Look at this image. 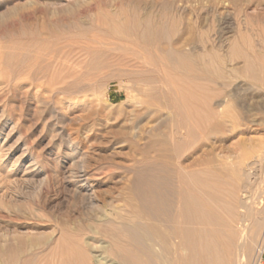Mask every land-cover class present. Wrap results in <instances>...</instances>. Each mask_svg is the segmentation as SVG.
<instances>
[{
	"label": "rangeland",
	"instance_id": "rangeland-1",
	"mask_svg": "<svg viewBox=\"0 0 264 264\" xmlns=\"http://www.w3.org/2000/svg\"><path fill=\"white\" fill-rule=\"evenodd\" d=\"M114 22L212 65L228 122L215 136L198 128L184 140L181 160L248 168L249 186L238 178L235 227L245 224L250 238L264 214V83L242 74L234 51H264V0H0V264L26 255L57 264L79 245L98 264H118L100 224L135 202L133 167L149 139L135 124L159 126L176 141L170 68L155 67L158 92L133 89L122 63L154 69L150 51L109 33ZM99 53L108 64L93 68ZM66 83L77 87L58 91ZM263 237L264 230L257 247L243 249L248 264H262Z\"/></svg>",
	"mask_w": 264,
	"mask_h": 264
},
{
	"label": "bare ground",
	"instance_id": "bare-ground-1",
	"mask_svg": "<svg viewBox=\"0 0 264 264\" xmlns=\"http://www.w3.org/2000/svg\"><path fill=\"white\" fill-rule=\"evenodd\" d=\"M110 24L109 33L116 38L150 51L148 60L154 69H138L128 61L119 70L123 79L136 80L132 88L138 93L145 92L142 84L149 85L150 93L158 92L155 83L160 75L155 67L170 68L173 79H168L174 90L170 106L175 111L171 120L177 123L171 131L176 136L173 143L167 131L159 126L140 130L139 120L136 122L137 135L146 133L149 139L139 151L142 158L133 167L131 192L135 202L128 201L129 211L115 215L117 221L106 219L100 224L111 237L108 254L118 264H237V259L248 264L250 255L243 249L257 247V238L264 230V214L255 219L248 238L247 228H241L245 224H238L239 229L235 227L239 216L235 211L243 204L236 194L240 185L238 178L241 176L240 182L246 188L252 173L241 165L233 168L224 164L215 168L206 163L192 167L184 164L179 154L184 140L195 138L198 128H203L207 135H216L228 122L225 117L220 118L223 104L215 100L221 92L214 87L215 79L209 77L212 65L201 59L195 62L182 50L155 46L128 24ZM234 51L236 58L242 59V74L264 83V51L245 52L236 45ZM108 61L104 54H94L90 66H106ZM75 87V83H68L58 91ZM143 114L144 111L136 112L137 117ZM229 121L234 124L233 120ZM89 249L79 245L57 264H98ZM31 256L14 257L11 264H35L36 257ZM258 257L260 261L259 254Z\"/></svg>",
	"mask_w": 264,
	"mask_h": 264
},
{
	"label": "built area",
	"instance_id": "built-area-1",
	"mask_svg": "<svg viewBox=\"0 0 264 264\" xmlns=\"http://www.w3.org/2000/svg\"><path fill=\"white\" fill-rule=\"evenodd\" d=\"M259 255H260V261L262 264H264V237H263V240L260 244V249H259Z\"/></svg>",
	"mask_w": 264,
	"mask_h": 264
}]
</instances>
